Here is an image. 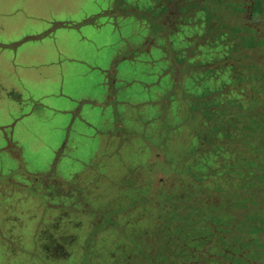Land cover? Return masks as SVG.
Wrapping results in <instances>:
<instances>
[{
  "label": "rangeland",
  "instance_id": "obj_1",
  "mask_svg": "<svg viewBox=\"0 0 264 264\" xmlns=\"http://www.w3.org/2000/svg\"><path fill=\"white\" fill-rule=\"evenodd\" d=\"M0 77V264H264V0H0Z\"/></svg>",
  "mask_w": 264,
  "mask_h": 264
},
{
  "label": "crops",
  "instance_id": "obj_2",
  "mask_svg": "<svg viewBox=\"0 0 264 264\" xmlns=\"http://www.w3.org/2000/svg\"><path fill=\"white\" fill-rule=\"evenodd\" d=\"M59 1H64V0H59ZM39 34H34V35H31V36H26V37H24L23 38V40H21L20 39V37H17L16 38V40H13L12 41V44L14 43V44H16V45H22V42H24V41H27V40H29V39H32L33 38V40L34 39H37V36H38ZM50 38V40L53 42V39L54 40H56V37L54 36L53 38L52 37H49ZM20 39V40H19ZM9 40V39H8ZM1 43H5L4 41H3V39H2V41H1ZM23 49V48H22ZM41 50H43V49H41ZM23 52V51H22ZM25 52H23V53H20V50H17L16 51V55H15V60L16 59H18V60H21V58L22 59H24V58H27L28 57V55H26V54H24ZM21 55V56H20ZM23 55V56H22ZM1 78V77H0ZM2 79V78H1ZM3 88H4V86L0 83V92H2L3 91ZM7 210H9V209H7ZM6 221H8L9 223H11L12 225H13V223L15 222V223H17L16 221H17V219H16V217H9L8 216V218H6L5 219ZM14 223V224H15ZM11 225V226H12Z\"/></svg>",
  "mask_w": 264,
  "mask_h": 264
},
{
  "label": "trees",
  "instance_id": "obj_3",
  "mask_svg": "<svg viewBox=\"0 0 264 264\" xmlns=\"http://www.w3.org/2000/svg\"><path fill=\"white\" fill-rule=\"evenodd\" d=\"M249 15H250V18L252 19V17H253V15L250 13V11H249ZM261 18V17H260ZM259 18V19H260ZM258 188H259V185H257L256 187H254L253 189H251L250 191L249 190H245V192H248V193H250V194H253V195H256L258 198L260 197L261 199H262V202L264 203V198L263 197H261L257 192H258ZM245 193L243 190H236V193ZM227 193H229L228 191H226V192H222V193H220L221 195H224V194H227ZM223 199V198H222ZM252 208V207H251ZM99 224H100V222H99ZM98 224V225H99ZM202 254L205 256V254H206V252H202ZM260 262H256V261H253V262H251L250 264H259Z\"/></svg>",
  "mask_w": 264,
  "mask_h": 264
},
{
  "label": "flooded vegetation",
  "instance_id": "obj_4",
  "mask_svg": "<svg viewBox=\"0 0 264 264\" xmlns=\"http://www.w3.org/2000/svg\"><path fill=\"white\" fill-rule=\"evenodd\" d=\"M202 252H206L205 256L202 254ZM200 255L202 256L203 258V261L204 259L206 260L207 258L209 259H217L219 260L222 264H235L233 263L232 261H229V260H224L221 256H217V255H212V254H209L207 251L203 250ZM253 262V261H251ZM251 262L248 261V264H250Z\"/></svg>",
  "mask_w": 264,
  "mask_h": 264
}]
</instances>
